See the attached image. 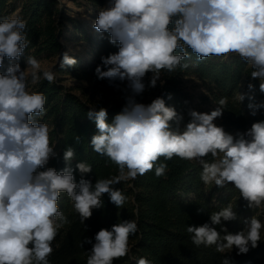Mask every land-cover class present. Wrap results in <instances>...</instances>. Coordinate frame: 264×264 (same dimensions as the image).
Wrapping results in <instances>:
<instances>
[{
	"label": "clouds",
	"instance_id": "clouds-1",
	"mask_svg": "<svg viewBox=\"0 0 264 264\" xmlns=\"http://www.w3.org/2000/svg\"><path fill=\"white\" fill-rule=\"evenodd\" d=\"M92 27L107 34L109 43L118 48L101 56L95 68L97 79L118 89L117 81L126 85L125 104L111 123L104 107H89L87 112L97 129L91 138L93 151L106 156L118 170L117 175L94 184L84 178L92 172L87 162L75 165L80 174L76 181L71 146L63 152L62 170L47 167L57 152L49 125L39 119L46 114V96L31 86L42 80L54 83L56 72L42 69L34 56L26 55L31 41L25 19L18 15L0 19V68L8 61L0 71V264H49L53 241L70 223L58 206L61 193L73 202L84 224L93 209L102 207L104 194L123 208L128 197L115 185L153 170L156 177L164 176L167 165L159 162L161 157L195 161L206 187L231 184L249 208L264 214V121L233 136L214 123L223 115L225 99L210 112L188 109L187 123L184 114L166 105L164 96L147 104L136 99L158 82L163 87L162 73L187 69L192 55L197 61L239 56L264 93V0H108L98 9ZM21 58L26 63L23 69ZM76 63L67 51L59 60L61 69ZM166 95L172 99L171 93ZM238 98L241 102L245 97L239 94ZM248 107L255 115L264 101ZM235 219L237 213L229 202L212 211L209 222L187 226L186 232L196 247L214 246L221 254L235 248L237 254H246L250 247H258L264 223L254 215L242 230L228 232L222 222ZM137 231L135 220H124L111 229L101 228L94 243L85 237L83 243L92 244L87 264H113L125 257L129 238ZM136 264L151 261L141 257Z\"/></svg>",
	"mask_w": 264,
	"mask_h": 264
},
{
	"label": "trees",
	"instance_id": "trees-1",
	"mask_svg": "<svg viewBox=\"0 0 264 264\" xmlns=\"http://www.w3.org/2000/svg\"><path fill=\"white\" fill-rule=\"evenodd\" d=\"M10 1L0 0V19L10 16L16 10V4ZM90 1L97 11L108 4V0ZM58 4L56 0H20L19 16L27 21L26 33L31 41L26 55L35 58L59 56L63 50L61 41L67 37L64 24L66 21L77 31H71V36L90 43L94 60L81 61L73 56L77 61L74 66L61 69L58 63L55 67L54 83L49 84L42 80L32 86L33 91L46 96V114L39 119L49 125L50 137L57 152V156L50 159L47 167L62 170L65 167L63 152L67 146H71L75 150L71 166L76 181H79L80 174L75 165L87 162L92 166V172L84 178L94 184L97 179L117 175L118 170L106 156L93 151L91 138L97 134V129L94 121L87 117V112L89 107L95 106L96 110L104 107L108 112L107 122L111 123L125 103H93L92 98L83 100L73 93L74 88L65 87L62 81L65 75L79 81L97 79L95 68L101 63V56L116 52L118 48L109 43L107 34L95 32L91 35L79 21L65 17L64 10ZM59 60H62V54ZM187 63V69L177 70L172 74L162 73L161 78L166 80L165 84L163 87L158 84L153 96V99L164 96L166 105L174 106L179 113L184 114V123L190 119L187 112L191 108L189 103H185L188 100L181 87L182 79L187 75L196 77L206 88L207 94L202 98L204 102L210 100L218 107L221 99L226 100L223 115L219 118V126L226 132L235 136L237 132L248 130L253 123L264 121V108L252 115V110L248 107L250 103L264 101V93H261L259 87L260 81L251 78L252 69L239 56L233 54L227 59L210 56L203 61H197L196 56L192 55ZM20 64L21 67L25 65L23 58ZM7 65L8 61L5 59L4 68H0V71H4ZM97 81L104 86L108 83L107 80ZM250 83L254 85L251 90L248 88ZM242 90L245 98L240 102L238 96ZM167 93H171L172 99H167ZM75 136L81 138L79 143L75 141ZM159 162L167 165L164 176L156 177L153 170L138 175L135 180L115 185V188L128 197L123 208H117L110 202L109 195L104 194L101 198L102 207L93 209L92 216L84 224L81 223L73 202L66 193H61L58 206L70 223L59 230L53 241V252L48 257L49 264H87V254L92 244L83 243L85 237L92 239L94 243L95 234L101 228L111 229L114 224L124 220H135L138 231L129 238V253L114 260L113 264H136L141 257H146L151 264H222L225 258L229 260V264H264V229L258 247H250L246 254H237L238 250L235 248L230 253L221 254L216 252L214 246L196 247L186 232L187 226H199L209 222L212 211L220 210L231 202L237 219L224 221L222 224L228 232L236 233L254 215L264 223V214H259V209L249 208L231 184L226 187H206L200 180L201 166L195 161L178 157L165 160L161 157Z\"/></svg>",
	"mask_w": 264,
	"mask_h": 264
},
{
	"label": "rangeland",
	"instance_id": "rangeland-1",
	"mask_svg": "<svg viewBox=\"0 0 264 264\" xmlns=\"http://www.w3.org/2000/svg\"><path fill=\"white\" fill-rule=\"evenodd\" d=\"M59 4L58 7L64 10L65 17L73 18L74 20L79 21L83 28L87 30V32L93 35L97 32L92 24L96 19L98 11L93 6L92 1L90 0H56ZM10 3L16 4V10L10 14V16L18 15L19 16V5L20 0H11ZM66 26L67 32L65 39L61 41L63 45V50L59 54H63L65 51L69 53L72 57H76L81 61H89L93 62L94 56L90 49V43L86 42L85 39L77 38L71 36V31L77 32L73 30V27L69 24V22H64ZM78 33H75V35ZM59 56H55L52 58L40 57L36 58L40 63L42 69H51L55 70L56 66L59 63ZM26 67V63L22 69ZM119 84V89L110 86L109 83H106L105 86L101 82L97 81L95 78H90L87 80H76L71 78L69 75H65L63 77L62 84L65 87H72L73 93L77 96L81 97L83 100L87 98H92L93 103L97 102H121L125 103V92L123 89L126 87L125 84L116 82ZM159 82L157 83V85ZM32 87V86H31ZM181 87L183 88V92H185L187 96L188 103L190 104L192 109H195L199 112H210L214 110L217 106L212 101H203V96L207 94V90L196 77L192 75L184 76L182 79ZM244 90L240 91L239 94H242ZM156 92V88L146 90L142 95L137 96L136 99L141 103H150L153 99L154 93ZM239 97V96H238ZM220 119L217 118L214 123L219 126Z\"/></svg>",
	"mask_w": 264,
	"mask_h": 264
}]
</instances>
